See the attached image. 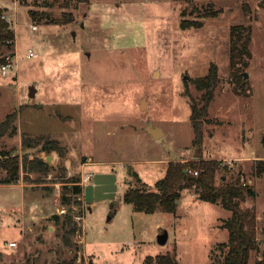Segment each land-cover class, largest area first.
Here are the masks:
<instances>
[{
	"label": "rangeland",
	"instance_id": "obj_1",
	"mask_svg": "<svg viewBox=\"0 0 264 264\" xmlns=\"http://www.w3.org/2000/svg\"><path fill=\"white\" fill-rule=\"evenodd\" d=\"M0 7L15 35L1 48L13 66L0 73V122L16 113L0 138V159L5 151L28 162L13 182L24 189L0 182V264H143L167 252L179 264H210L228 239L221 224L230 210L187 189L174 212L138 211L123 199L127 186L153 189L168 161L183 158L219 159L227 168L216 184L240 178L254 188L241 206L256 212L259 250L248 262L255 264L264 248V174L254 172L264 158V0H0ZM183 19L200 26L182 28ZM233 24L249 26L251 36V55L236 67ZM211 63L219 78L202 140L193 143L190 96L202 93L193 79ZM24 132L57 140V150L23 148ZM36 157L46 161L44 172L30 169ZM111 167L116 197L85 207L71 180L83 187L87 172ZM23 194L34 200L23 203ZM67 212L77 226L66 236L71 246L51 218Z\"/></svg>",
	"mask_w": 264,
	"mask_h": 264
},
{
	"label": "trees",
	"instance_id": "obj_2",
	"mask_svg": "<svg viewBox=\"0 0 264 264\" xmlns=\"http://www.w3.org/2000/svg\"><path fill=\"white\" fill-rule=\"evenodd\" d=\"M3 14L4 8L0 7V64L5 62L6 55L1 50L2 46L11 44L15 39L14 31L10 26V20L3 17ZM198 26H200V23L184 19L181 21L182 28ZM250 38L249 26L243 24L231 25L229 38L231 66L236 67L247 63V59L251 55L249 48ZM237 73L234 72V77L238 75ZM218 78L217 66L215 63H211L205 75L193 79L196 88L202 91L198 99L189 95L190 121L195 134L193 143H200L202 140L203 133L201 125L207 119L208 106L212 100L213 90ZM15 118L16 113L12 112L0 122V138L8 128H11ZM57 142V140L53 141L44 134H29L24 132L21 135L23 148L39 146L38 148L40 150H57ZM1 153L3 157L0 159V168L5 170V177L0 179V182L13 183L19 178V167L21 165L27 167L28 162L23 158L22 163H20L17 156H11L5 151H1ZM33 162L30 169L42 172L46 170V161L40 157H36ZM188 168L196 170L197 173L193 174ZM222 168H227V164L215 158L170 160L166 166L165 175L155 181L153 189L146 186H127L123 194V199L131 203L135 210L146 213H153L157 209L174 212L176 210L177 200L180 198L181 192L184 189L189 190L196 198L212 203L219 202L225 209L231 211L230 216L223 219L221 224L228 231V239L218 243L217 247L220 250V257L213 259L211 255L210 264H248L251 251L259 250V243L256 237V212L253 207L241 206V202L247 196L254 195L255 190L249 185H242L240 178H236L229 184H216V173ZM254 172L256 175L264 174V158L256 161ZM136 177L140 180L137 174ZM71 181L74 182L72 186L73 192L77 194L81 193L82 187L79 184L80 179L77 178ZM51 218L57 224H60L61 228H64L63 242L66 246H71V241L66 236L67 233H74L77 228L71 212L63 214L62 217L54 213ZM143 264L179 263L171 253L167 252L156 254L155 256L148 255ZM255 264H264V248L260 258L255 261Z\"/></svg>",
	"mask_w": 264,
	"mask_h": 264
},
{
	"label": "crops",
	"instance_id": "obj_3",
	"mask_svg": "<svg viewBox=\"0 0 264 264\" xmlns=\"http://www.w3.org/2000/svg\"><path fill=\"white\" fill-rule=\"evenodd\" d=\"M182 160H187V158H183ZM116 172L117 170L114 167H111L108 170H104V169L93 170L92 173L87 172V174L83 175V178H85L86 175H90V178L87 181H85V184L83 185L81 192V197L85 207L89 206V208L91 209L95 207L97 203L108 202L116 197L117 182H118V176ZM90 180L91 183H89ZM5 185L22 187V189H24L21 183H5ZM24 195L25 194H23V196ZM31 196L26 198L27 197L26 194L24 196L23 203L26 200L28 201L31 199L34 200V198ZM19 238H21V233Z\"/></svg>",
	"mask_w": 264,
	"mask_h": 264
},
{
	"label": "built area",
	"instance_id": "obj_4",
	"mask_svg": "<svg viewBox=\"0 0 264 264\" xmlns=\"http://www.w3.org/2000/svg\"><path fill=\"white\" fill-rule=\"evenodd\" d=\"M3 17H5L6 19L9 20V16L7 17L5 14H3ZM33 28H36L35 25H32ZM33 55V51L31 48H28V54L27 56H32ZM13 66V55L12 54H6L5 55V62H3L2 64H0V73L2 75H6L8 72V69H10ZM188 170L190 172H192L193 174H196L197 171L193 170L192 168H188ZM90 178V175H86V177L83 179V185L85 184V181H87ZM79 218V217H78ZM14 243V242H13Z\"/></svg>",
	"mask_w": 264,
	"mask_h": 264
},
{
	"label": "water",
	"instance_id": "obj_5",
	"mask_svg": "<svg viewBox=\"0 0 264 264\" xmlns=\"http://www.w3.org/2000/svg\"><path fill=\"white\" fill-rule=\"evenodd\" d=\"M247 73L245 72L244 73V76H246ZM186 77V76H185ZM35 93V90L33 87L30 88V95H34ZM141 105H145V101L142 100V103ZM147 131L150 132L154 137H159L161 135V130L158 128V127H155V126H152L151 124H149L147 127H146ZM198 153L196 152V155ZM180 202V199L177 200V203ZM167 230L163 229L159 234H158V241L160 243H165L166 240H167Z\"/></svg>",
	"mask_w": 264,
	"mask_h": 264
}]
</instances>
